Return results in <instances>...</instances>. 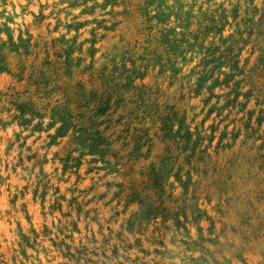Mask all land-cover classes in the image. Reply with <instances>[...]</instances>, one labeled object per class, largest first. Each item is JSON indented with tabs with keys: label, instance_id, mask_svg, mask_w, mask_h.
Returning <instances> with one entry per match:
<instances>
[{
	"label": "rangeland",
	"instance_id": "1",
	"mask_svg": "<svg viewBox=\"0 0 264 264\" xmlns=\"http://www.w3.org/2000/svg\"><path fill=\"white\" fill-rule=\"evenodd\" d=\"M0 149V264H264V0H0Z\"/></svg>",
	"mask_w": 264,
	"mask_h": 264
},
{
	"label": "bare ground",
	"instance_id": "2",
	"mask_svg": "<svg viewBox=\"0 0 264 264\" xmlns=\"http://www.w3.org/2000/svg\"><path fill=\"white\" fill-rule=\"evenodd\" d=\"M16 145V144H15ZM2 146V145H1ZM18 146V145H17ZM1 150V149H0ZM42 150V149H41ZM3 151V150H2ZM45 153V152H44ZM15 154V153H14ZM45 155V154H44ZM49 155V154H48ZM1 156V155H0ZM4 157V156H3ZM49 157V156H48ZM54 159V158H53ZM1 160V159H0ZM10 160V159H9ZM6 162V161H5ZM9 162V161H8ZM50 162V161H49ZM55 162V161H54ZM6 164V163H5ZM20 164V163H19ZM9 166V165H8ZM16 166V165H15ZM5 167V166H4ZM20 167V166H19ZM27 167V166H26ZM36 167V166H35ZM23 168V167H22ZM1 170H2V175H4V176H7L8 174H10V170L7 172L6 171V169L5 168H1ZM21 172V171H20ZM24 174V173H23ZM9 177V176H8ZM54 180V182L56 181L55 180V178L53 179ZM37 181V180H36ZM52 182V181H51ZM57 183V182H56ZM43 186V185H42ZM38 187V186H37ZM32 191V190H31ZM20 192V191H19ZM34 193H35V191H34ZM14 194V193H13ZM33 195H35V194H33ZM3 196V195H2ZM9 196V195H8ZM14 197V196H13ZM18 197V196H17ZM22 198V197H21ZM34 198V197H33ZM32 198V199H33ZM42 198V197H41ZM10 200V199H9ZM14 200V199H13ZM16 200V199H15ZM35 200V199H34ZM25 201V200H24ZM69 201V200H68ZM11 202V201H10ZM26 202H27V204L26 205H28V208L29 209H31L32 208V201L30 200V197H27V199H26ZM36 201H34V203H35ZM19 203H22L20 200H19ZM86 203V202H85ZM1 204H2V202H1ZM98 204V203H97ZM40 205V204H39ZM68 205V204H67ZM78 205V204H77ZM4 206V205H3ZM52 206V205H51ZM16 207V206H15ZM17 208V207H16ZM72 209H73V207H72ZM60 210V209H59ZM78 210V209H77ZM3 211V210H2ZM18 211V210H17ZM7 212V211H6ZM10 212V211H9ZM51 212V211H50ZM28 213V212H27ZM67 213V212H66ZM15 214V213H14ZM68 214V213H67ZM66 214V215H67ZM87 214V213H86ZM61 215V214H60ZM1 216V215H0ZM18 216H21V212H19L18 213ZM63 216V215H62ZM18 218V217H17ZM84 218V217H83ZM3 219V218H2ZM6 219V218H5ZM9 219V218H8ZM11 219V218H10ZM93 219V218H92ZM27 220V219H26ZM109 220V219H108ZM11 221V220H10ZM28 221V220H27ZM14 222H15V220H14ZM87 222V221H86ZM10 223V222H9ZM8 223V224H9ZM18 225V224H17ZM53 225V224H52ZM72 225V224H71ZM2 226V225H1ZM37 227V226H36ZM59 227V226H58ZM5 228V227H4ZM19 228V227H18ZM29 229V228H28ZM36 230V229H35ZM17 231H18V229H17ZM51 231V230H50ZM33 233V232H32ZM51 233V232H50ZM71 233V232H70ZM14 234V233H13ZM55 234V233H54ZM57 234V233H56ZM79 234V233H78ZM3 235V234H2ZM37 235V234H36ZM73 235V234H72ZM66 236V235H65ZM64 236V237H65ZM69 237V236H68ZM16 239V238H15ZM42 239V238H41ZM62 239V238H61ZM12 240V239H11ZM7 242V241H6ZM11 242V241H10ZM38 242V241H37ZM0 243L2 244V247H3V251H10V249H8V244H5V243H3V239L1 238V235H0ZM45 243V242H44ZM15 244V243H14ZM10 248V247H9ZM51 248V247H50ZM49 249V248H48ZM13 250V249H12ZM39 250V249H38ZM41 250V249H40ZM43 252V251H42ZM44 254V253H43ZM3 256V255H2ZM11 256V255H10ZM36 256V255H35ZM1 257V256H0ZM55 258V257H54ZM10 259H12V258H10ZM42 259L43 260H45V257H42ZM53 259V258H52ZM63 259V258H62ZM47 260V259H46ZM51 261V260H50ZM44 263V262H43ZM53 264H56V263H53Z\"/></svg>",
	"mask_w": 264,
	"mask_h": 264
}]
</instances>
